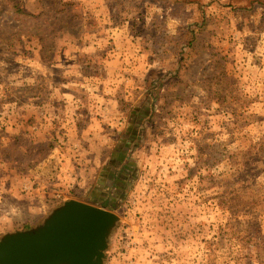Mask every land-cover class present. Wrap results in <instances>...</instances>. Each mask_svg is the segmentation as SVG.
I'll list each match as a JSON object with an SVG mask.
<instances>
[{
  "label": "rangeland",
  "instance_id": "rangeland-1",
  "mask_svg": "<svg viewBox=\"0 0 264 264\" xmlns=\"http://www.w3.org/2000/svg\"><path fill=\"white\" fill-rule=\"evenodd\" d=\"M71 199L105 264H264V0H0V236Z\"/></svg>",
  "mask_w": 264,
  "mask_h": 264
},
{
  "label": "water",
  "instance_id": "water-1",
  "mask_svg": "<svg viewBox=\"0 0 264 264\" xmlns=\"http://www.w3.org/2000/svg\"><path fill=\"white\" fill-rule=\"evenodd\" d=\"M119 216L71 199L30 229L0 236V264H105Z\"/></svg>",
  "mask_w": 264,
  "mask_h": 264
},
{
  "label": "trees",
  "instance_id": "trees-1",
  "mask_svg": "<svg viewBox=\"0 0 264 264\" xmlns=\"http://www.w3.org/2000/svg\"><path fill=\"white\" fill-rule=\"evenodd\" d=\"M15 9H16V13L18 14H26L21 8H19L18 4L14 5ZM45 58V57H44ZM120 163H111L110 165V169L108 171L107 175H110V180L113 181V184H115V188H117L118 190H122V187H125L127 181H129V175H130V170H129V166H127V164L125 165V167L120 168L121 170H119V166L123 165H119ZM256 195V194H254ZM250 199H255V197L251 196L248 198V200L250 201ZM114 200L112 199V196H105L104 198L101 199V202H99L102 206H110L111 208H115V203L113 202ZM28 228V227H27Z\"/></svg>",
  "mask_w": 264,
  "mask_h": 264
},
{
  "label": "crops",
  "instance_id": "crops-1",
  "mask_svg": "<svg viewBox=\"0 0 264 264\" xmlns=\"http://www.w3.org/2000/svg\"><path fill=\"white\" fill-rule=\"evenodd\" d=\"M38 223H40V222H38ZM38 223H36V224H38Z\"/></svg>",
  "mask_w": 264,
  "mask_h": 264
}]
</instances>
